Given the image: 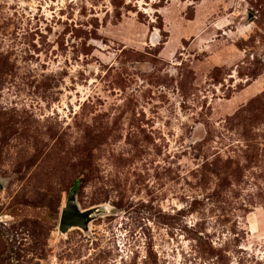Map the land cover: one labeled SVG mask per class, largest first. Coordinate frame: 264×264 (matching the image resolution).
<instances>
[{"label":"rangeland","instance_id":"rangeland-1","mask_svg":"<svg viewBox=\"0 0 264 264\" xmlns=\"http://www.w3.org/2000/svg\"><path fill=\"white\" fill-rule=\"evenodd\" d=\"M0 264H264V0H0Z\"/></svg>","mask_w":264,"mask_h":264},{"label":"water","instance_id":"water-1","mask_svg":"<svg viewBox=\"0 0 264 264\" xmlns=\"http://www.w3.org/2000/svg\"><path fill=\"white\" fill-rule=\"evenodd\" d=\"M97 211V207H91L88 209L79 208L76 201V187H74L65 201L64 207L62 208L59 230L62 233H66L72 226L86 229L88 222L92 218L91 216Z\"/></svg>","mask_w":264,"mask_h":264}]
</instances>
